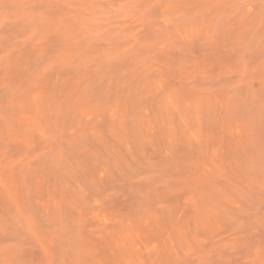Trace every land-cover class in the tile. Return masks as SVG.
<instances>
[{
	"label": "rangeland",
	"instance_id": "rangeland-1",
	"mask_svg": "<svg viewBox=\"0 0 264 264\" xmlns=\"http://www.w3.org/2000/svg\"><path fill=\"white\" fill-rule=\"evenodd\" d=\"M0 264H264V0H0Z\"/></svg>",
	"mask_w": 264,
	"mask_h": 264
}]
</instances>
